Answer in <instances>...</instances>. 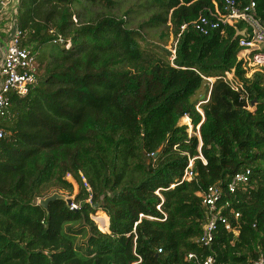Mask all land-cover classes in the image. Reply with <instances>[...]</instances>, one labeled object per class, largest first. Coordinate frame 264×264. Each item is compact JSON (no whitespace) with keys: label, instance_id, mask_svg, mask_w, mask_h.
<instances>
[{"label":"trees","instance_id":"trees-1","mask_svg":"<svg viewBox=\"0 0 264 264\" xmlns=\"http://www.w3.org/2000/svg\"><path fill=\"white\" fill-rule=\"evenodd\" d=\"M234 1H253L264 20V0ZM223 3L16 0L21 45L37 70L0 116V264H200L208 255L251 264L264 253V69L246 76L238 59L244 21L207 34L192 25ZM134 16L143 23L130 26ZM145 27L161 28L170 47L142 46ZM232 68L237 91L221 78ZM190 158L192 177L179 182ZM246 168L248 181L228 192ZM211 186L232 229L220 223L202 246ZM53 193L77 209L39 204ZM97 210L106 233L90 217Z\"/></svg>","mask_w":264,"mask_h":264},{"label":"built area","instance_id":"built-area-1","mask_svg":"<svg viewBox=\"0 0 264 264\" xmlns=\"http://www.w3.org/2000/svg\"><path fill=\"white\" fill-rule=\"evenodd\" d=\"M16 0H0V32L6 33L2 43L0 44V116H2L9 103L10 96L16 94L24 95L29 86L35 82V74L37 63L35 55L26 47L21 45L22 32L17 26L15 17ZM12 7L11 21H5V15ZM255 4L250 1L249 4L239 8L234 0H224L222 10L209 11L208 14H200L196 20L192 22L194 29L201 34H207L209 31L218 28L220 25H235L239 21H244L249 27L239 31L242 36L239 40V45L243 48L238 53V59L242 60V67L245 70V75L250 76L256 70L264 69V20H261L254 15ZM9 8V9H8ZM8 9V10H7ZM7 11V12H6ZM185 24L181 25V30ZM65 48L68 45H64ZM175 42L170 48L172 57L175 53ZM222 80L225 81L233 90L242 88L241 81L236 76L234 69L225 70L222 74ZM209 82L213 78H207ZM205 102V100L203 101ZM198 102L195 106L196 110L201 112ZM188 119V117H185ZM3 132L0 129V137ZM192 159L190 158L183 171L179 182L190 180L192 177ZM250 169L246 168L235 172L227 183L228 192L232 193L235 189L248 181ZM177 182L176 184H178ZM175 184H171L173 187ZM158 193V191H156ZM221 190L218 187H209L202 197V204L207 209V219L202 226V233L197 238L198 243L202 246H208L213 241L214 232L221 223L227 230H231V224L228 218L221 215L218 208V202L221 199ZM77 204L71 202L70 209H77ZM159 208V206H157ZM97 213V212H96ZM99 214H93L91 217L95 222L99 231L108 232L109 220L108 217ZM142 214L139 215L141 217ZM239 214L234 213V218H238ZM136 224V223H135ZM134 231V230H133ZM232 232H236L232 230ZM160 251V249L158 250ZM197 259L195 254L189 253L187 259ZM200 264H217L213 256L208 255L198 260ZM251 264H264V253H260L258 258L252 261Z\"/></svg>","mask_w":264,"mask_h":264},{"label":"rangeland","instance_id":"rangeland-1","mask_svg":"<svg viewBox=\"0 0 264 264\" xmlns=\"http://www.w3.org/2000/svg\"><path fill=\"white\" fill-rule=\"evenodd\" d=\"M126 7L128 5H125ZM144 20H145V17H144ZM129 22V25L132 26V27H136L138 24H142L143 21L140 17H137V16H134V18L131 20V21H128ZM144 36V39L141 40V45L144 46V47H148V48H153V46H158V45H162L164 43V47H170V44H171V41L172 39L170 37H168L167 39H163L162 41L159 39V34L161 33V28H153V27H145V28H141L140 30ZM147 41H151L152 44L150 43H147ZM48 47H50V45H46L44 46V50L45 52L48 50ZM203 90H204V87L201 88V90H199L195 95L194 97L198 98L199 99H202L203 96ZM201 101H204V100H201ZM200 102V101H199ZM181 125H187L188 126V133L189 134H192V126L190 124H187V121H184V118H182L179 122ZM77 190V185L74 186V192ZM71 198V197H70ZM72 199V198H71ZM97 212V213H96ZM95 214H99L100 216H104L102 213H104L103 211L101 210H97L94 212ZM94 213H92L90 215V217H93ZM106 215V213H104ZM107 216V215H106ZM108 217V216H107ZM92 219V218H91ZM95 223V222H94ZM109 223V222H108ZM97 227V226H96ZM98 229V228H97ZM99 230V229H98Z\"/></svg>","mask_w":264,"mask_h":264},{"label":"water","instance_id":"water-1","mask_svg":"<svg viewBox=\"0 0 264 264\" xmlns=\"http://www.w3.org/2000/svg\"><path fill=\"white\" fill-rule=\"evenodd\" d=\"M254 102H255V100H252V104H253ZM156 154H157V152H155L153 155L155 156ZM54 199H63V200L66 201V203H67L68 205L72 202L71 198H68V197H66L65 195H63V194H59V193H53V194H51V195H49V196H47V197H45V198H43V199H40L38 202H39V204L42 205L44 208H47V204H48V202L51 201V200H54Z\"/></svg>","mask_w":264,"mask_h":264},{"label":"crops","instance_id":"crops-1","mask_svg":"<svg viewBox=\"0 0 264 264\" xmlns=\"http://www.w3.org/2000/svg\"><path fill=\"white\" fill-rule=\"evenodd\" d=\"M9 9V8H8ZM7 9V10H8ZM7 12V11H6ZM11 18H12V7L9 9V11L6 13V15H5V21H7V22H9V21H11ZM2 34H4V36L6 35V33H2ZM4 36L2 37V38H0V44L2 43V40H3V38H4Z\"/></svg>","mask_w":264,"mask_h":264},{"label":"clouds","instance_id":"clouds-1","mask_svg":"<svg viewBox=\"0 0 264 264\" xmlns=\"http://www.w3.org/2000/svg\"><path fill=\"white\" fill-rule=\"evenodd\" d=\"M109 220V219H108Z\"/></svg>","mask_w":264,"mask_h":264}]
</instances>
